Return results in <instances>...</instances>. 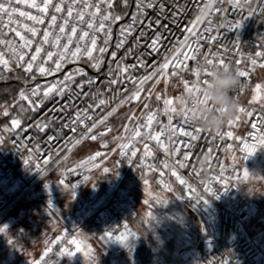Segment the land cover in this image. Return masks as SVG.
<instances>
[{"label":"built area","instance_id":"built-area-1","mask_svg":"<svg viewBox=\"0 0 264 264\" xmlns=\"http://www.w3.org/2000/svg\"><path fill=\"white\" fill-rule=\"evenodd\" d=\"M32 2L33 0H21L17 14L19 11H27L36 15V9L28 7ZM35 2L39 3V0ZM93 2L94 0H85L86 4ZM95 2L99 3L101 9L107 7L102 0ZM207 2L209 0H152L153 7L138 10L137 0H108L111 4L109 14L120 16V20L105 24L106 28H111V37L108 38L109 43L103 57L94 52V56L102 60L99 70L92 67L95 61L90 62L85 55H80L79 58L68 56L61 61L59 71L43 75L36 70L40 66L41 57L47 61L42 66L55 69L45 53L55 52L57 49L44 45V51L37 60L31 61L30 56L35 54L34 47L39 46L34 43L25 53V60L33 64V71L26 72V63H16L9 49L0 44V51L9 60L7 67L0 65V79L12 73L18 74L21 91L29 92L37 87L42 91L46 90L48 85L57 81L63 83L64 76L75 73L77 69L86 74L76 75L74 81L66 87L63 97L50 94L42 104L38 103L30 120L31 129L25 127L26 123H20L8 135L0 129V188L3 194L0 197V227L23 206L40 201V195L34 193V188L41 182H44L46 189L50 188L49 179L57 174L58 169L48 159H57L62 164L79 144L87 141L98 144L99 148L64 167L76 177L68 185L69 193L84 186L88 177L101 166L102 159L111 146L109 136L115 133V126L110 118L124 104H120V101L126 102L141 87L138 82L159 68L167 57L169 67L151 80L159 75H166L170 79L175 90L173 103H164L171 99L168 91L157 94L155 99L159 105L146 108L136 122L120 135L117 150L119 159L123 162V170L119 182H108L80 204L77 219L93 228L95 225L99 226L97 232L103 247L110 250L113 256L130 250L139 237L131 225V221L137 218V211L135 201L124 185L130 181L142 191H147L143 184L148 179L155 188L167 194L173 195L176 193L175 189L183 191L189 200L190 209L199 221V236L195 246L183 250V259L191 260L194 264H264V227H252V222L259 215L260 204L256 199L243 195L241 189L244 167L257 164L264 156V143H261V137H264V111L244 104L241 100L252 83L256 70L264 68L261 66L264 65V0H211L214 7L207 16V21L211 23L198 24L196 17L200 15L199 9ZM83 11L87 12L88 9L84 8ZM51 14L53 9L50 6L45 24L36 25L38 33L47 30ZM56 15L60 23L61 14ZM133 16L137 20L132 33L122 37L121 28L132 23ZM25 22L29 26L34 23L25 18H20L18 22L14 20L10 25L12 31L9 32L8 18L4 17V25H0V32L4 35L0 39L13 43L19 41V37L15 36L16 25L19 23L22 26ZM71 23L75 24L78 33L92 31L84 24L76 21ZM93 23L98 26V21ZM185 29L189 31L186 32ZM190 32L188 46L183 47L184 38ZM95 35L97 47H105L104 32ZM157 36L160 37L159 41L156 40ZM33 39L35 42L36 38ZM90 39L88 37L85 41H79L81 47ZM121 39L125 42L117 49L115 45ZM73 41L76 43L75 37ZM154 44L158 49L156 52L152 51ZM178 48L182 55L177 53ZM112 52L116 53L115 57L111 55ZM257 53L260 55H256ZM173 56H178L175 63L171 59ZM205 58L213 59L214 63L208 65ZM138 59L145 66H141ZM221 59L232 69L247 73L244 77H239V86L232 93L239 108L242 107L244 111L241 116H235L231 120V125L228 122L219 132H211L196 126L189 116L194 107V97L200 98V92L196 93L195 88L201 89L205 85L203 81L210 77L206 73L223 67ZM253 59L257 61L255 65L251 62ZM117 65L127 67V71L117 72ZM109 69L113 71L110 72ZM197 70L199 75H196ZM117 76L118 82L110 84L109 81ZM89 80L93 83L89 84ZM185 83L193 89L192 93L185 89ZM165 89L169 90L168 86ZM157 96L161 98L157 99ZM34 99L38 102L39 98ZM100 99L106 100V104L96 107ZM182 100L184 103H181ZM113 108L116 109L114 112ZM109 112L112 113L110 116ZM77 113L81 116L87 113L91 119L75 123ZM149 115L152 116L151 124L147 122ZM169 117L172 118L171 124ZM93 124L96 126L88 133L86 129ZM42 125L46 127L41 128ZM73 127L75 132L71 131ZM135 130L141 132L139 137L135 135ZM149 132L151 137L157 139L149 138ZM184 132H192L197 138L192 139L184 135ZM229 132L231 136L227 135ZM93 135L96 136L95 140L90 138ZM77 140L80 141L79 144ZM246 145L254 148L251 155ZM25 160L29 163L25 164ZM180 163H184L185 167L181 168ZM11 164L13 172L10 171ZM114 168L119 170L120 166L114 165ZM207 189H212L214 194L206 191ZM31 196L36 198L32 199ZM57 200L61 201V198ZM142 201L152 209L161 205L157 197L150 200L143 198ZM43 203L48 208L43 210L45 217L57 215L58 211L52 200L44 199ZM37 213L35 210L31 212ZM68 226L71 227L69 231H52L48 235L46 251L36 264H62L77 252L76 239L63 238L65 233L76 228V225ZM108 232H113L114 236L123 233L127 236V241L121 243L109 238ZM186 237L191 238V235L186 234Z\"/></svg>","mask_w":264,"mask_h":264},{"label":"rangeland","instance_id":"rangeland-1","mask_svg":"<svg viewBox=\"0 0 264 264\" xmlns=\"http://www.w3.org/2000/svg\"><path fill=\"white\" fill-rule=\"evenodd\" d=\"M258 73L260 77L258 76L257 79H255L254 85L250 90L248 89L243 99L244 102L251 103L253 106L257 107L260 105L258 101L264 94V89L262 87L264 81L261 82V78L264 76V68H260L257 71L256 76ZM10 78L8 79L9 81ZM3 82L7 83V80L0 81V83ZM171 83L172 82H170V79L167 78L166 75H159L155 79L145 82L142 87L137 89L140 92L138 98L131 100L128 99L113 114L110 119L114 123L115 133L109 136L111 140V148L109 149V153L106 157L104 165L102 169L94 174L91 178L88 177L86 180L88 182L82 190H77L79 192L75 196H72L69 209L66 212V217H64L65 212H58L54 217H45L44 211L38 207V203L31 204L29 206H23V208L19 209L14 215H12L8 222H6L3 226L6 227V232L0 233V264H35L37 259L43 254L46 247V244L44 243V234L46 235V233L50 231L60 233L59 231H61L65 226L64 223L67 225H76L75 221H78L76 214L78 207L90 197L91 193L95 189L96 183H102L105 181V176L107 173L104 171V169L107 168L109 170L111 164L116 162L120 135L124 134L129 129V127L136 122L138 116L149 106V104H151L152 100H156L155 98L157 94L161 92L166 93L168 91L170 98H172L175 90L171 86ZM257 84L261 85L260 89L256 88ZM165 86H168L169 90H166ZM18 90L17 93L14 94L11 91V97H9L10 99L7 96L8 93H5L7 99L10 102L6 104H3L7 101L3 97V90L0 91V95L3 93L2 97H0V129L5 135L10 134L19 125H13L12 121L14 119H18L21 123L27 120L26 118L28 114L30 115V109L28 108L26 102L20 98ZM16 108L23 109V112L19 113L21 115H18L15 112ZM5 112H7V115H5ZM119 119L121 120L118 121ZM121 121H124L122 125L119 124ZM84 143H87V141ZM90 150L91 148L77 149L68 164L74 163L75 160L80 157V155L84 154L86 151L89 152ZM56 175L57 174L49 179L50 184L54 182L55 178L57 177ZM114 178H116V176H114ZM125 184L126 185L124 186L135 201V209L138 212L139 218L135 226L139 235L137 243L130 250L123 252L120 255L113 256L110 250H105L99 236L96 234H80L77 237V242L79 244L78 252L71 254L64 260L62 264H112L113 262L121 264H139V257H141L142 254L141 248L139 249L138 247H140L141 244H145L146 246L150 247V241L151 247L157 251L159 250V247H155L152 244L154 243L153 241L156 240L159 243L164 238L165 240L163 241L165 242L173 241L174 244L176 243V245L179 244L181 246V250H178L182 264H192L191 260L183 259L182 252L187 248L195 246V235L199 230V221L196 215L192 214L190 211L189 202L184 198V196L177 193L173 195L167 194L164 191L155 188V186L153 187L150 180H147L146 183L143 184L147 187V191H142L139 186L133 183ZM40 185L45 184L44 182H41ZM247 187L250 189H255L257 194L256 196L261 198L256 199L252 197L251 193H245ZM262 187L264 188V157L255 167L248 169L242 181L243 193L250 198L256 199L257 201L259 200L262 204V212L264 213V199L260 195L261 190L263 189ZM47 190H50V188H47ZM176 190L177 189H175V191ZM75 192H70L64 197L72 195ZM172 196L175 198H172ZM64 197H61V200ZM156 197L157 199L159 198L158 200L161 203V205H158L156 209H152L142 201L143 198L150 200ZM31 198L35 199L36 197L31 196ZM28 199L29 198H26V200ZM59 206L63 211H65V209H63L65 204L59 203ZM33 210L41 214L39 216L30 214L33 212ZM59 216H62L61 219L58 221L55 220V218ZM36 219L39 221L38 225L36 223ZM35 225L40 227L38 232L40 236L38 238H30L27 235L26 227L31 228ZM187 226L190 228L186 229ZM89 227L93 229V227ZM142 228L146 231V234L142 232ZM186 234L188 236L191 235L192 240L189 237H186ZM54 238H56V236H54ZM23 251H25L24 254ZM154 264L164 263L162 259H159Z\"/></svg>","mask_w":264,"mask_h":264},{"label":"snow or ice","instance_id":"snow-or-ice-1","mask_svg":"<svg viewBox=\"0 0 264 264\" xmlns=\"http://www.w3.org/2000/svg\"><path fill=\"white\" fill-rule=\"evenodd\" d=\"M103 3L107 4V7L104 9H101L99 6V3L94 2L92 4H86L85 0H39V3H36L35 0L28 5L30 8L36 9V15H32L27 11H19L17 14V10L19 7V4L21 3V0H0V25H4V17L8 18V25H9V32L12 31V28L10 25L13 23V21H19L20 18H25L26 21H32L34 22L31 26L27 22H25L22 26L17 23L16 29H15V36L19 37V41H16L13 43L12 41L0 39V44L5 45L12 57H15L16 63H20L21 61H24L26 63V67L24 70L26 72H32L33 71V64L31 62H28L25 60V53L28 52L34 43H37L39 46L34 47V55L30 56L31 61H36L37 57H39L44 51L43 46L48 45L50 48H56L57 50L55 52L53 51H46L45 55L47 57V60L52 61L55 65V69L52 68H46L42 65L46 64L47 61L41 57L39 64L40 66L37 67L36 70H38L39 73L43 75H50L53 71H59L62 67L61 61L66 60L68 56H71L73 58H79L80 55H85L88 60L95 61V63H92V67L99 70L100 64L102 63V60L97 59L94 56V52H98L101 57H103L106 47L109 43V39L111 37V28L105 27L106 22L110 21H118L120 20V16H111L109 14V10L111 9V4L108 3V0H102ZM204 2V0H202ZM53 9V14L48 17L49 23L47 26V30H43L42 33H38L36 25H44L45 24V17L47 16L49 12V7ZM153 7L152 0H148L147 3H145V0H137V8L138 10L144 9V8H151ZM214 5L211 3V0L209 2L204 3V7L199 9L200 15L196 17V23L201 22H208L209 24L211 21H207V16L211 14V11L213 10ZM87 8L88 11L84 12L83 9ZM74 9L76 11L74 12ZM95 9V11H93ZM66 12V15L64 13ZM56 14H61L60 20L61 22L58 23V17ZM87 17V19H85ZM137 17H132V23L128 24L127 26L121 28V36L127 37L130 35L135 27ZM72 21H76L78 23L86 25L87 29H91L92 31H83L82 33H78V29L75 26V24L71 23ZM93 21H98V26L94 25ZM239 26V25H237ZM185 31H189V29H185ZM194 31V29H193ZM22 32L24 34H22ZM98 32H104L105 39H104V45L105 47H97V39L96 35ZM4 35V33L0 32V36ZM191 36V32L189 36H185L183 47L188 46V40ZM76 38V43H74L73 38ZM91 37L90 40H88L83 48L81 47L79 41H85V38ZM36 38L35 42L34 39ZM160 37L157 36L156 40L159 41ZM124 39H121L118 43H116L115 47L117 49L121 48L124 44ZM90 44V47H89ZM73 47L75 50L73 51ZM158 49L157 47L153 46L152 51L156 52ZM177 53L182 55L180 48L177 49ZM111 55L113 57L116 56L115 52H112ZM256 55H260V53H257ZM5 53L3 51H0V65H3L4 67L8 66L9 60L5 59ZM187 58V57H185ZM195 58V57H193ZM173 63L178 59V56H173L172 58ZM206 59V63L208 65H212L214 63L213 59ZM137 62L141 66H145L143 64L142 60H137ZM252 64L255 65L257 61L253 59ZM220 64L222 66H225L224 60H220ZM23 67V65H21ZM264 67V65H261ZM169 67V61L168 58H165V61L163 64L159 66V68L155 69L150 75H145L138 83L142 87L143 84L151 80L153 77H155L160 71L163 69H166ZM110 72H112V69H109ZM117 72L124 73L127 71V67L121 68L120 65H117ZM175 72V70H174ZM207 75H211V73H206ZM237 74L239 77H244L247 75L245 71L237 70ZM76 75H86L85 73L81 72L79 69L76 70L75 73H69L68 75L64 76L63 83L60 81H57L56 83L50 84L46 87V90H41L39 87L31 89L29 92L21 91L19 93L20 98L22 100H26L29 105L32 107L38 106V103L42 104L46 99L49 98L50 94H57V95H64V92L66 90V87L75 79ZM196 75H199V70H197ZM119 77L112 79L109 81L110 84H116L118 82ZM130 79V78H129ZM89 84H92L93 81L89 80ZM135 83V82H134ZM204 84H207V80L203 81ZM59 85V87H58ZM81 87H83L81 85ZM261 85L257 84L256 88L260 89ZM185 89L192 93L193 89L188 87L187 83H185ZM195 92L199 93L200 88L196 87ZM140 95L139 90L136 92H133L130 97H128L129 100L138 98ZM34 98H39L38 102ZM95 98V97H94ZM160 96H157V99H160ZM194 101H199V96L194 97ZM125 103L124 100L120 101V104ZM165 105H171L173 101L171 100H165ZM181 103H184L182 100ZM106 104V100L100 99L98 101V104L95 105L96 107H102ZM91 107V106H90ZM116 109L113 108L112 111L114 112ZM168 109H166L167 111ZM172 111H175V109H171ZM23 111V109H22ZM238 111L243 112L244 109L242 107L238 108ZM112 113L109 112L108 115L110 116ZM5 115H7V112H5ZM107 117H105L106 119ZM91 119V116H89L87 113H85L83 116H81L79 113L76 114V117L74 118L75 123H83L84 120ZM185 120L187 121V116H185ZM101 123L103 120L100 121ZM148 124H151L152 122V116L149 115L147 117ZM13 125H18L20 121L18 119H14L12 121ZM172 123V118L169 117V124ZM232 121H229V125H231ZM96 125L93 124L91 127H88L86 131L88 133L92 132V129ZM46 127V125H42L41 128ZM147 127V125H145ZM71 131L75 132V128L73 127ZM197 132L199 129L196 130ZM184 135L190 136L192 139H196L197 137L193 135L192 132H184ZM135 135L139 137L141 135V132L138 130H135ZM227 135L231 136V132L227 133ZM92 140L96 139V136L90 137ZM149 138L151 139H157L156 137H151V134L149 132ZM80 141L77 140V144H79ZM261 143H264V137H261ZM127 145H121V147H126ZM249 155H251L252 151H254V148L251 146H247ZM96 155H99V153H96ZM95 157H90V159H94ZM185 159H187V156H185ZM25 164H28L29 162L27 160L24 161ZM181 168L185 167L184 163H180L179 165ZM105 172H108L109 170L107 168L104 169ZM175 175V173H173ZM87 179V178H86ZM179 179V177H178ZM63 184L64 182L61 181ZM181 183H184V181H181ZM67 187V185H65ZM209 193H212V189H207ZM198 203L200 200L198 199ZM205 203H207L206 200H204ZM6 227H0V233H5ZM107 236L109 238H114V240L119 241L121 243H124L127 241V236L123 233L120 235H113V232H108Z\"/></svg>","mask_w":264,"mask_h":264},{"label":"bare ground","instance_id":"bare-ground-1","mask_svg":"<svg viewBox=\"0 0 264 264\" xmlns=\"http://www.w3.org/2000/svg\"><path fill=\"white\" fill-rule=\"evenodd\" d=\"M260 69V68H259ZM259 69H257L256 70V72H255V75H256V73H257V71L259 70ZM255 75H254V77H255ZM20 77V76H19ZM254 77H253V79H254ZM252 82H253V80H252ZM21 84V83H20ZM252 84V83H251ZM251 84L248 86V88H247V90H246V92L244 93V95L242 96V98H241V100H242V102L244 103V104H247V105H251V106H253L252 104H250V103H247V102H244V96L246 95V93H247V91H248V89H249V87L251 86ZM20 91H21V89H20ZM59 96H61V97H63L64 95H59ZM171 101H173V98H171L170 99ZM154 102V104H152V102H151V104H150V106H148L147 108H153V107H156V106H158L159 104L157 103V101L156 100H154L153 101ZM28 103V102H27ZM253 107H256V106H253ZM30 108H31V110H32V117H33V114H34V107H32L31 105H30ZM257 108V107H256ZM259 109V108H258ZM261 110V109H260ZM262 111H264V110H262ZM235 116H241V112L240 111H237V113H236V115ZM32 117L31 118H29L28 120H26V121H24V122H21L22 124H24V123H26L25 124V127H27V129H31L30 128V120L32 119ZM139 117V116H138ZM138 119V118H137ZM20 124V123H19ZM2 134V133H1ZM2 137H3V134H2ZM84 149V148H91V150L89 151V152H87V153H85L84 155H86V154H90L91 152H93V151H96L98 148H99V145L98 144H96V143H90V142H87V143H81V144H79L74 150H73V152L71 153V155L68 157V159L77 151V149ZM111 148V146L109 147V149ZM109 149L107 150V153H106V155L103 157V159H102V164H101V166L96 170V171H94L89 177L91 178L94 174H96L98 171H100L101 169H102V167H103V165H104V162H105V160H106V157H107V155H108V153H109ZM117 154H118V156H117V159H116V162L114 163V164H111V166H110V169H109V171L108 172H106L107 173V175L106 176H108V175H113L114 173H116L115 175H116V178H114V179H111V180H106V182H105V184L103 185V186H105L108 182H110V181H117V182H119L118 180H119V177H120V175H121V173H122V170H123V162H121L120 161V159H119V153H118V150H117ZM83 155V156H84ZM264 157V156H263ZM262 157V158H263ZM81 158V157H80ZM80 158H78V159H76V161L77 160H79ZM261 158V159H262ZM67 159V160H68ZM67 160H65L62 164H61V162L59 161V160H57V159H52V158H50V159H48V162H50L51 163V165L54 167V168H56V169H58V172H57V177H56V179L54 180V182L50 185V190H47L45 187H44V185H39V186H37V187H35L34 188V193H37L38 195H40V201H38V207L40 208V209H43V210H47L48 208H47V206L43 203V200L44 199H48V200H52L53 201V205L56 207V209H57V211L59 212V213H64L65 212V215H64V217H66V212L68 211V209H69V200L71 199V197L72 196H75L79 191H76L75 193H73L72 195H69V196H67V197H64V196H66L68 193H69V184H70V182H72L73 180H75L76 179V177L69 171V169L68 168H64L65 166H64V163L67 161ZM75 161V162H76ZM74 162V163H75ZM260 162V161H259ZM258 162V163H259ZM257 163V164H258ZM73 164V163H72ZM69 165H71V164H69ZM114 165H119L120 166V169L119 170H116L115 168H114ZM254 165H256V164H254ZM67 166V165H66ZM16 168L18 167L17 165L15 166ZM10 171L11 172H13V167H12V164L10 165ZM119 171V172H118ZM242 177V176H241ZM116 179V180H115ZM148 180V179H147ZM61 181H63L64 183L62 184L61 183ZM87 182L88 181H86V183L84 184V186L82 187V188H80L79 190H82L85 186H86V184H87ZM126 183H132V182H130V181H127ZM65 185H67V187L65 186ZM126 185V184H125ZM103 186H101V187H95V189H94V191L91 193V195L96 191V190H98V189H100V188H102ZM125 187V186H124ZM125 189H126V187H125ZM127 190V189H126ZM128 191V190H127ZM183 192V191H182ZM0 194H2V190H1V188H0ZM130 194V193H129ZM184 194V193H183ZM90 195V196H91ZM185 195V194H184ZM61 197H64L61 201H59V200H57L58 198H61ZM186 197V196H185ZM187 198V197H186ZM56 199V200H55ZM59 203H62V204H65V206H66V209H65V211H63L61 208H60V206H59ZM191 210V209H190ZM191 212L193 213V211L191 210ZM31 214V213H30ZM41 214V213H40ZM39 214V212L37 213V214H35V215H40ZM194 214V213H193ZM61 217L62 216H59V217H57V218H55V220H59V219H61ZM136 219H134V220H132L131 221V225H132V227H133V229L136 231V229H135V227L133 226V222L135 221ZM75 224H76V228L73 230V231H71V232H69V233H65V236L63 237L64 239H70V238H72V240H75L76 239V247H77V252H78V245H77V237H78V235H80V234H85V235H93V234H96L97 236L99 235V232H97V230H98V228H99V226H94V228L93 229H91L86 223H80L79 221H75ZM64 227L62 228V230L61 231H59V232H64V231H69L70 230V228L71 227H69L66 223H64ZM262 227H264V226H262ZM57 231V230H56ZM52 231H50V232H48V234L46 235V237H45V244H46V247H45V249H44V252L46 251V248H47V243H46V238L48 237V235L51 233ZM79 232H81V233H79ZM79 233V234H78ZM136 233H137V231H136ZM78 234V235H77ZM138 234V233H137ZM44 252H43V254H44ZM43 254L37 259V261L43 256ZM37 261H36V263H37ZM192 262V261H191ZM35 263V264H36ZM112 264H115V262H113ZM118 264H120V263H118ZM192 264H194L193 262H192Z\"/></svg>","mask_w":264,"mask_h":264},{"label":"clouds","instance_id":"clouds-1","mask_svg":"<svg viewBox=\"0 0 264 264\" xmlns=\"http://www.w3.org/2000/svg\"><path fill=\"white\" fill-rule=\"evenodd\" d=\"M239 83L237 71L230 66L213 70L189 119L202 130L219 132L238 111L239 103L232 93Z\"/></svg>","mask_w":264,"mask_h":264},{"label":"trees","instance_id":"trees-1","mask_svg":"<svg viewBox=\"0 0 264 264\" xmlns=\"http://www.w3.org/2000/svg\"><path fill=\"white\" fill-rule=\"evenodd\" d=\"M259 76V73H258V75L256 76L255 75V77H254V79H253V82H252V84H251V86L249 87V90L252 88V86L254 85V83H255V79H257V77ZM11 77V78H10ZM260 77V76H259ZM10 78V81L8 80ZM264 76L261 78V82H263L264 81ZM12 79H16V80H12ZM2 80H7V83H5V82H3V83H0V91L1 90H3V97L7 100L6 102H4L3 104H6V103H10L9 102V100L7 99V97H6V95H5V93H8L7 94V96H8V98L9 97H11V91L13 92V94L14 93H17V90H18V88H19V90H18V92L20 93V89H21V84H20V77H19V75L18 74H10V75H8V76H6V77H4L3 79H1L0 81H2ZM259 81H260V79H259ZM262 87H263V89H264V83H263V85H262ZM6 90H9V91H6ZM6 91V92H5ZM2 94L0 95V97H2ZM10 99V98H9ZM25 102H26V104H27V106H28V108L30 109V115L28 114V116H27V120L29 119V118H31L32 117V110H31V108H30V105L27 103V101L26 100H24ZM154 100H152V104H154V102H153ZM11 103H12V101H11ZM258 103L260 104L259 105V107H257V108H259V109H261V110H264V94H263V96H262V98L258 101ZM251 104V103H250ZM253 105V104H252ZM149 106H150V104H149ZM15 112L18 114V115H21V114H19V113H21V112H23L22 111V109L21 108H19V109H15ZM121 119H119L118 121H120ZM26 121V120H25ZM24 122V121H23ZM124 123V121H121V123H119V124H123ZM84 149H86V148H84ZM85 153H87V151L85 152ZM84 153V154H85ZM84 154H82V155H80V157H82ZM73 156V155H72ZM72 156L64 163V166H66V165H69L68 163H69V161L71 160V158H72ZM80 157H78V158H80ZM77 158V159H78ZM76 161V160H75ZM119 172V171H118ZM116 173H114L113 175H108V176H105V181L106 180H111V179H114V176H116L115 175ZM105 181L104 182H102V183H96V185H95V187H101V186H103L104 184H105ZM256 188V187H255ZM263 188V187H262ZM257 189V188H256ZM263 190V191H262ZM261 190V196L263 197V199H264V188ZM180 192V193H179ZM177 194H181V195H183L184 196V198L189 202V200H188V198H186L185 197V195L183 194V192L181 191V190H178L177 192H176ZM243 193V192H242ZM245 193H251V195H252V197L253 198H256V199H259V198H261V197H259V196H256L257 194H256V190L255 189H253V188H248L247 187V189L245 190ZM175 194V193H174ZM244 194V193H243ZM244 195H246V194H244ZM176 196V195H175ZM0 197H1V195H0ZM72 198V197H71ZM172 198H175L174 196H172ZM70 201H71V199L69 200V204H70ZM259 201V200H258ZM260 202V201H259ZM264 202V201H263ZM189 206H190V203H189ZM260 212H259V215L254 219V221L252 222V227H256V228H258V227H262V226H264V213L262 212V204H261V202H260ZM190 209V208H189ZM191 211V210H190ZM138 213V212H137ZM193 214V213H192ZM65 215V214H64ZM33 216V215H32ZM35 216H39V215H35ZM35 216H33V217H35ZM138 216H137V218H136V220L133 222V226L135 227L136 226V223H137V221H138ZM9 220V219H8ZM8 220L6 221V222H8ZM141 222V221H140ZM36 223H37V225H38V223H39V221H38V219H36ZM139 223V222H138ZM141 224V223H140ZM141 226H142V224H141ZM39 229H40V227L39 226H33V227H31V228H27L26 227V232H27V235L30 237V238H35V237H39L40 235L38 234V232H39ZM136 229V228H135ZM142 230V232L143 233H145L146 234V231L142 228L141 229ZM148 232V231H147ZM138 233V232H137ZM149 233V232H148ZM147 233V234H148ZM48 234V232L46 233V235ZM46 235L44 234V236L46 237ZM79 236V235H78ZM84 236V235H83ZM78 239V238H77ZM163 240H165V238L163 239ZM161 241V242H157L156 240H154L153 242L154 243H152L155 247H159V250H157V251H155L154 250V248L153 247H151V244H150V241H149V245H150V247H148V246H146L145 244H141L140 245V247H138L139 249L141 248V257H139V264H154L156 261H158L159 259H162L163 260V263L164 264H182V260H181V258L179 257V250L178 249H180L181 250V246L178 244V245H176V243L174 244L173 243V241H170V242H165V241ZM77 245H78V247H79V244H78V242H77ZM25 253V251H23V254ZM149 253H151V254H149ZM151 258V259H150ZM121 264V263H120Z\"/></svg>","mask_w":264,"mask_h":264},{"label":"crops","instance_id":"crops-1","mask_svg":"<svg viewBox=\"0 0 264 264\" xmlns=\"http://www.w3.org/2000/svg\"><path fill=\"white\" fill-rule=\"evenodd\" d=\"M257 165V164H256ZM256 165H252V166H246V167H244V169H243V174H242V177H241V187H242V181H243V177H244V175L246 174V172L248 171V169H250V168H252V167H255ZM247 186V185H246ZM243 192V191H242ZM248 194H250V193H248ZM78 249H79V247H78Z\"/></svg>","mask_w":264,"mask_h":264}]
</instances>
